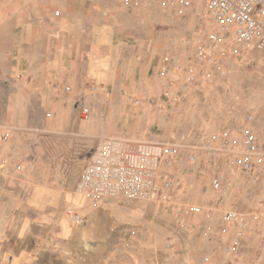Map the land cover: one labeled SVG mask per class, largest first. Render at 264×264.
<instances>
[{"label": "rangeland", "instance_id": "374dc122", "mask_svg": "<svg viewBox=\"0 0 264 264\" xmlns=\"http://www.w3.org/2000/svg\"><path fill=\"white\" fill-rule=\"evenodd\" d=\"M106 1L112 4L106 7L109 15L125 26V30L137 32V37L147 43L153 62L163 61L166 73L149 80V86L140 90L142 97L124 91L119 104L104 103L107 126L113 129L119 126L126 132L105 133L92 143V138L57 137L48 132L45 120L40 119L33 120L29 128L18 130L15 135L8 131L6 140L4 136L0 138V264H264V250H257V239L252 232L231 253L205 233L207 228L213 231L219 228L221 212L225 209L254 211L264 194V179L254 180L237 172L223 191L213 192L210 168L197 149L202 140L216 135L229 123L237 124L240 113L246 111L253 112L254 130L264 140L261 54L224 56L222 50H217L216 65L199 62L194 49L198 25L205 14V0H198L197 8L190 5L183 12L159 8L133 10L121 0ZM56 9L51 7L53 11ZM174 40L177 45L172 44ZM177 66L185 68L184 79L187 69H191L195 80L184 83L176 72ZM167 78L175 83L171 91L181 88L171 98L160 93ZM152 98L153 104L149 101ZM91 99L84 101L91 110L90 117L84 120L91 118L97 104ZM237 103L243 107L242 112L236 111ZM5 105L0 102V116H7L3 113ZM116 106L130 114L137 108L140 114L154 116L158 125H151L152 118L137 125L134 119L119 118L114 112ZM0 122L5 125L8 120L4 118ZM38 123L40 129L36 128ZM150 129L155 131L154 140L176 141L189 151L198 150L194 163L183 152L161 165L160 176L173 174L181 184L174 194V203L158 205L122 197L92 203L98 210L97 224L93 226L88 216L84 218V228H91L93 233L90 236L84 233L83 243L76 230L80 223H72L65 211L67 196L75 192L83 170L80 164L84 154L79 151L78 157L57 163L49 158V145L77 142L84 143L85 149L93 144L88 152L90 157L108 137H118L117 140L127 142L131 148H136L138 140L152 141ZM18 164L24 169L26 164H32L34 172L25 174L24 169L17 170ZM214 208L215 219L206 220L205 213ZM87 210L85 206L84 212ZM61 218L65 220L63 226L68 222L67 234L60 226Z\"/></svg>", "mask_w": 264, "mask_h": 264}, {"label": "crops", "instance_id": "0c3cea01", "mask_svg": "<svg viewBox=\"0 0 264 264\" xmlns=\"http://www.w3.org/2000/svg\"><path fill=\"white\" fill-rule=\"evenodd\" d=\"M110 5L106 0H0V102L6 104L3 113L7 115L0 119L8 120L5 125L0 122V138L8 131L15 135L40 119L45 120L48 132L57 137L92 138V143L105 133L126 132L119 126H107L104 103L119 104L124 91L142 97L148 81L165 74L166 67L162 60L153 62L147 43L137 37L136 31L125 30L109 15L106 7ZM52 6L57 9L51 10ZM167 81L175 86L173 80ZM162 88L164 91L165 85ZM180 89L172 90L170 98ZM163 91L159 92L164 95ZM88 98L97 104L91 118L84 120L77 102ZM114 112L126 121L134 119L135 125L154 117L140 114L137 108L130 114L116 106ZM155 122L152 118L151 125H158ZM6 125L10 128H4ZM154 132L149 130L152 141L138 140L136 148L138 143L160 142L154 140ZM92 145L84 149V143L50 144L49 158L66 163L82 151L85 158L80 166L84 170ZM25 166L23 173L33 165ZM67 200L66 207H75L83 218L88 216L91 225L97 224L98 210L92 202L76 192H70ZM85 206L89 210L84 212ZM64 221L61 218L60 226L67 234L70 228L68 222L63 226ZM76 230L83 243L84 233H93L91 228H84V219Z\"/></svg>", "mask_w": 264, "mask_h": 264}, {"label": "built area", "instance_id": "2783aa9c", "mask_svg": "<svg viewBox=\"0 0 264 264\" xmlns=\"http://www.w3.org/2000/svg\"><path fill=\"white\" fill-rule=\"evenodd\" d=\"M125 7L133 10L159 8L183 12L188 6L197 8L198 0H121ZM177 45V41L172 42ZM217 50L222 55H246L258 52L264 65V0H205L202 17L195 40V58L204 65L217 64ZM185 68L177 66L176 72L184 79ZM195 80L191 69H187L184 83ZM172 83H165L164 96H170ZM69 91L70 87H66ZM152 104L155 99L149 100ZM236 111L242 106L236 104ZM82 119L91 115L83 99L77 102ZM237 124L229 123L216 135L205 138L197 149L201 151L210 168L209 182L213 192L219 193L232 183V175L241 172L254 180L264 179V140L254 130L253 112L240 113ZM9 133L4 134L6 140ZM195 150V151H194ZM196 149L190 151L180 142L138 143L136 149L125 141L107 138L100 142L90 156L77 181L75 192L86 200L97 204L108 197H122L131 201H146L158 205L174 203V195L180 189L178 179L169 174L160 176L161 165L168 158H176L183 152L189 162L198 159ZM21 164L17 170H23ZM28 172H34L29 166ZM68 219L74 223L79 213L75 207L66 209ZM216 209L208 210L204 217L214 220ZM221 224L215 231L207 228L206 235L219 244L227 253L234 252L253 233L257 239V250H264V194L256 209L249 213L234 209L221 212Z\"/></svg>", "mask_w": 264, "mask_h": 264}, {"label": "bare ground", "instance_id": "6f19581e", "mask_svg": "<svg viewBox=\"0 0 264 264\" xmlns=\"http://www.w3.org/2000/svg\"><path fill=\"white\" fill-rule=\"evenodd\" d=\"M83 219H84V218L79 214L78 218H76V220L74 221V223H76V224H77V223H80V224H81V223L83 222ZM66 221H67V220H66Z\"/></svg>", "mask_w": 264, "mask_h": 264}]
</instances>
